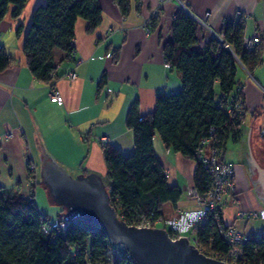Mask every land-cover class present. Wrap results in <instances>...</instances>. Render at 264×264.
Wrapping results in <instances>:
<instances>
[{"label":"crops","instance_id":"crops-1","mask_svg":"<svg viewBox=\"0 0 264 264\" xmlns=\"http://www.w3.org/2000/svg\"><path fill=\"white\" fill-rule=\"evenodd\" d=\"M98 1L101 23L88 33L86 22L77 19L74 59L57 64L59 78L51 86L59 93L60 104L51 101L50 85L32 76L22 51L32 12L44 0H28L18 19L11 18L8 12L0 22V45L12 58L10 66L0 72V188L25 197L33 192L35 200L42 182V165L52 161L71 178L98 175L108 190L100 139L106 138L124 156L131 155L133 136L125 125L131 105L137 101L143 116L153 111L158 90L165 94L179 90L180 76L168 68L163 57V46L172 38L174 16L182 9L177 1L164 2L148 30L143 24L160 0H143L139 11L132 4L127 16L121 14L113 0ZM179 1L195 21L205 20L221 38L223 26L239 20L244 25L243 39L260 34V64L250 73L241 65L238 71L241 85L237 91L242 97L238 140L229 138L221 156L223 161L235 165L236 189L235 202L222 211L221 221L245 237H257L264 233V219L244 221L237 218V213L264 208L261 176L254 165L255 162L264 170V140L259 135L264 129V0ZM237 13L241 15L237 17ZM196 23L195 48L199 49L215 37ZM19 25L22 31L17 35ZM68 71L75 73L74 80L65 76ZM229 141L234 146L227 154ZM153 148L165 169L168 185L181 191L175 205H162L163 218L173 219L180 213L197 210L190 195L195 191L196 162L164 147L158 136ZM29 164L36 170L34 187L29 184ZM48 206L37 207L50 220Z\"/></svg>","mask_w":264,"mask_h":264},{"label":"trees","instance_id":"trees-1","mask_svg":"<svg viewBox=\"0 0 264 264\" xmlns=\"http://www.w3.org/2000/svg\"><path fill=\"white\" fill-rule=\"evenodd\" d=\"M27 1L0 0V22L8 12L11 18L18 19ZM113 1L127 16L132 4L139 11L143 0ZM77 19L86 22L88 33L94 31L102 19L99 1L44 0L33 10L22 51L37 81L51 86L59 78L58 62L74 59ZM243 27L240 20L227 23L221 31L222 43L211 38L196 49V21L182 9L175 14L172 38L163 46V57L168 68L180 76L179 90L172 94L161 90L153 111L143 116L137 101L131 105L125 119L133 136L131 155L124 156L110 144L102 146L110 204L127 225L154 224L163 218L162 205H175L181 197L179 188L168 185L165 169L154 153L156 136L164 147L196 162L193 180L198 195L207 192L211 181L209 171L198 158L201 142H207L204 147L216 145L223 153L229 138L238 140L242 105L235 109L231 103L241 94L237 91L241 85L238 71L243 66L250 73L261 62L259 46L251 51L243 47ZM21 31L19 25L17 35ZM11 61L0 45V72ZM222 211L216 218L208 214L191 233L198 250L217 260H222L228 249L220 233V226H225ZM60 212L57 218L64 211ZM40 213L33 192L25 197L0 188V264H132L124 251L109 244L100 229L79 217L67 222L66 230L60 232L52 229L47 216L42 219ZM168 232L173 238V233ZM236 264H264V234L247 237Z\"/></svg>","mask_w":264,"mask_h":264},{"label":"water","instance_id":"water-1","mask_svg":"<svg viewBox=\"0 0 264 264\" xmlns=\"http://www.w3.org/2000/svg\"><path fill=\"white\" fill-rule=\"evenodd\" d=\"M254 165L264 194V170ZM41 179L52 202L63 207L67 222L79 217L100 229L111 246L124 248L132 264H226L204 255L185 237L172 239L164 228L127 225L118 218L110 192L96 174L71 178L54 162L46 161Z\"/></svg>","mask_w":264,"mask_h":264},{"label":"built area","instance_id":"built-area-1","mask_svg":"<svg viewBox=\"0 0 264 264\" xmlns=\"http://www.w3.org/2000/svg\"><path fill=\"white\" fill-rule=\"evenodd\" d=\"M170 0H160V4L157 5L150 15L147 17V20L144 22L143 26L148 30L150 23L158 18L159 8L161 5ZM180 5L181 8H184L182 3L179 0H175ZM185 9V8H184ZM241 14L237 13V17ZM196 21L204 28L209 29L205 20L196 19ZM210 30V29H209ZM214 37L219 41L223 42L220 35L214 33L210 30ZM261 44L260 34H256L251 39H243V47L251 51L255 47ZM228 49V46H225ZM65 76L69 80H74L76 75L73 71L66 72ZM161 90L157 91V94ZM49 97L51 101L60 104L62 99L59 93L56 91L53 86H50ZM232 107L238 109L242 105V97L237 95L231 99ZM260 137L264 140V129H261L259 132ZM101 146L108 144L106 138L100 139ZM207 142H201V146L198 151V158L204 165V167L209 171L211 176V181L208 186V190L203 195H198L195 191H192L190 195L194 198L197 204V210L188 211L180 213L176 218L165 219L161 218L154 224L150 222L142 223L136 227L141 228H158L157 226H162L161 228L168 229L173 233L172 239H178L180 237H185L194 244L197 248L196 240L192 237L191 233L193 230L205 222L208 214H213L215 218L218 215L219 211L229 207L232 203L235 202V185H234V176H235V165L230 162H225L221 160L220 156L222 151L216 145H206ZM28 179L31 187L36 185V170L33 164L28 165ZM41 218H44V214L40 213ZM237 218L242 220H254V219H264V208L257 211H239L237 213ZM67 220L60 215L55 223H51L50 227L54 230H59L64 232L66 230ZM220 233L223 237V240L228 246L226 254L222 257V262L226 264H236V262L241 258L243 252V245L245 244L247 237L243 236L235 230L233 226H220ZM119 250L125 252L122 246H114ZM198 249V248H197ZM126 253V252H125ZM127 254V253H126ZM128 257V254H127ZM129 258V257H128Z\"/></svg>","mask_w":264,"mask_h":264},{"label":"rangeland","instance_id":"rangeland-1","mask_svg":"<svg viewBox=\"0 0 264 264\" xmlns=\"http://www.w3.org/2000/svg\"><path fill=\"white\" fill-rule=\"evenodd\" d=\"M147 20V19H146ZM145 20V21H146ZM156 95H157V93H156ZM230 146L232 147V146H234V144L231 142V141H229L228 143H227V147H226V149H227V154H229V153H231L232 151H231V148H230ZM238 150V149H237ZM40 182H41V180H40ZM38 189H37V198H35V202H36V204H37V206H39V207H42V206H44V205H49L48 207H50L51 208V212H49L50 214H48L49 215V217H50V220H49V222L50 223H55L56 222V220H57V215H58V213H61L60 211H64V209H63V207H61V206H58V205H55L52 201H51V199H50V197H49V195H48V192H47V190H46V188H45V186L43 185V183L41 182L40 184H39V186L37 187ZM45 197H44V196ZM224 210V209H223ZM63 214V213H62ZM240 220H242V219H240ZM245 221V220H244ZM159 228H160V226H158ZM264 234V233H263ZM263 234H260V233H258V235H263Z\"/></svg>","mask_w":264,"mask_h":264}]
</instances>
